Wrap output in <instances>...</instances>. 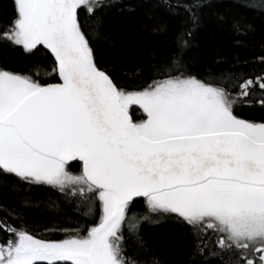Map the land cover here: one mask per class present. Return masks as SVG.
<instances>
[{
    "label": "snow or ice",
    "instance_id": "obj_1",
    "mask_svg": "<svg viewBox=\"0 0 264 264\" xmlns=\"http://www.w3.org/2000/svg\"><path fill=\"white\" fill-rule=\"evenodd\" d=\"M103 5L13 0L0 25V45L46 49L56 78L0 69V173L78 196L93 217L90 227L51 228L64 238L45 239L21 213L5 214L0 264H136L126 232L142 244L140 222L153 217L184 226L204 264H264V122L237 114L256 93L264 108V56L257 73L201 77L184 62L185 29L130 89L97 62L81 23V12L91 18ZM186 6L198 21L200 0Z\"/></svg>",
    "mask_w": 264,
    "mask_h": 264
},
{
    "label": "trees",
    "instance_id": "obj_2",
    "mask_svg": "<svg viewBox=\"0 0 264 264\" xmlns=\"http://www.w3.org/2000/svg\"><path fill=\"white\" fill-rule=\"evenodd\" d=\"M198 21L193 22L186 0H104L94 17L81 12L94 54L101 67L116 75L130 89L150 74L158 57L170 53L177 33L187 29L188 46L184 62L201 77L209 70H261L264 56V0H200ZM13 15V0H0V25ZM241 26V31L236 30ZM53 60L40 48L27 54L12 46L0 45V69L35 75L56 82ZM253 103L237 108V114L264 122L259 93ZM134 116L140 118L134 110ZM22 214L26 227L39 238L62 239L63 232L51 228L84 229L93 223L78 196L63 195L47 186H26L0 173V219L7 213ZM138 214L146 207L137 205ZM14 217H9L10 222ZM98 222V215L95 217ZM83 234V233H82ZM143 243L126 232L125 249L136 264H204L206 258L192 255V241L184 226L171 217L142 220L138 230ZM210 264H216L211 261Z\"/></svg>",
    "mask_w": 264,
    "mask_h": 264
},
{
    "label": "water",
    "instance_id": "obj_3",
    "mask_svg": "<svg viewBox=\"0 0 264 264\" xmlns=\"http://www.w3.org/2000/svg\"><path fill=\"white\" fill-rule=\"evenodd\" d=\"M42 48V47H41ZM43 49V48H42ZM44 51H46L47 52V50L46 49H44ZM48 53V52H47ZM49 54V53H48ZM50 55V54H49Z\"/></svg>",
    "mask_w": 264,
    "mask_h": 264
},
{
    "label": "rangeland",
    "instance_id": "obj_4",
    "mask_svg": "<svg viewBox=\"0 0 264 264\" xmlns=\"http://www.w3.org/2000/svg\"><path fill=\"white\" fill-rule=\"evenodd\" d=\"M139 114L141 115V113L139 112Z\"/></svg>",
    "mask_w": 264,
    "mask_h": 264
}]
</instances>
